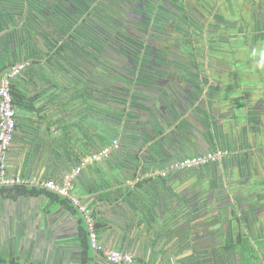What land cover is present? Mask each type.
I'll use <instances>...</instances> for the list:
<instances>
[{
  "label": "flooded vegetation",
  "instance_id": "flooded-vegetation-1",
  "mask_svg": "<svg viewBox=\"0 0 264 264\" xmlns=\"http://www.w3.org/2000/svg\"><path fill=\"white\" fill-rule=\"evenodd\" d=\"M42 47L55 59L40 58ZM24 57L67 69L61 72L67 82L89 81L92 73L87 83L102 105L106 92L123 102L149 86L161 97L166 121L176 118L166 99L172 94L185 112L180 128L189 134L229 137L244 129L255 140L253 151H235L223 139L227 154L188 170L195 172L198 193L192 205L207 210L208 218L240 215L252 223L255 231L236 221L233 241L241 242L245 232L254 246L251 261L264 258L254 243L259 238L264 246V87H249L264 79V0H0V60ZM135 76L139 84L130 92ZM190 148L200 155L215 145L208 138ZM214 230L208 226V264L217 257L227 262V237Z\"/></svg>",
  "mask_w": 264,
  "mask_h": 264
},
{
  "label": "crops",
  "instance_id": "crops-1",
  "mask_svg": "<svg viewBox=\"0 0 264 264\" xmlns=\"http://www.w3.org/2000/svg\"><path fill=\"white\" fill-rule=\"evenodd\" d=\"M7 68H0V80ZM31 69L28 63L12 82L17 95L16 126L2 160L9 176L27 177L34 183L22 191L5 188L0 192V260L58 264L61 258L51 247L43 250V245L49 246L57 232L66 231L71 235L67 264H82L84 260L110 264L91 249L90 255L82 258L88 229L80 207H87L95 219L98 240L105 247L131 252L134 264H174L177 256L168 254L166 259L160 250L175 245L161 241V247H156L155 229L165 231L172 226L170 219L178 217L173 210L178 195L194 200L198 194L193 187L195 179L189 172H158L178 156L147 160L144 150L120 143L108 158L83 167L69 190L78 199L77 205L64 196L55 198V192L42 183H62L84 157L100 150L117 135L102 130V103L95 95L94 84L88 83L92 90L90 98H85L83 81L51 79L52 75L57 78L61 74L59 68L48 69L44 65L45 72L39 68L40 74L37 68ZM47 73L49 79L46 75L39 77ZM106 133L108 137L103 135ZM188 150L185 152L190 153Z\"/></svg>",
  "mask_w": 264,
  "mask_h": 264
},
{
  "label": "water",
  "instance_id": "water-1",
  "mask_svg": "<svg viewBox=\"0 0 264 264\" xmlns=\"http://www.w3.org/2000/svg\"><path fill=\"white\" fill-rule=\"evenodd\" d=\"M38 45L39 47L42 46L41 44ZM39 51L42 54L44 53V55H47V53H49L47 49L43 50V47L39 48ZM26 60L23 61H26L28 66L29 60L28 59ZM4 63L6 64L5 61ZM0 65H1V60H0ZM138 79L139 78L135 76L131 80V85H128L130 92L132 90L136 92L135 89L139 84ZM85 83L86 82H84V84ZM169 87L170 86H168V88ZM149 88H150L149 86L145 87L143 89L144 94L137 95L138 93H141L140 92L141 89H140L135 94L137 95V97L134 96L135 100L128 97L124 99L123 102L115 101L113 99L114 95H112L109 92H106L107 102H105L99 110L100 113L99 116L101 118V123H102V130L104 132L106 130L114 131L116 132L117 137L112 138L110 142L107 143L105 146L101 147V149L104 147H108L111 141L113 140L118 142L117 148H119L120 140H121V144L123 146L130 145L131 147H136L137 149L144 150V156H146L145 158L147 160H149L150 158H155L156 160H159L161 158L164 159L166 157L169 158L173 156H178L176 158H172V160L168 162L167 166L170 163L179 160L181 158H185L188 156H198V154H190L185 151H187V149H191L190 147L194 146L195 142L198 145H204L205 143H208V138L211 139V141L214 143L215 149L212 151H207L205 152V154L212 153L218 149H221L223 152H225V154H227L228 151L226 152L224 149H222L221 146L220 141L223 139L226 141V145L233 144L235 151L243 152V149L246 148L251 149V151L255 149L254 138L251 136H246V133L244 135V129L242 132L240 131L238 132L237 129L236 130L237 133L235 132L233 135L232 134L227 135L229 137H226V135L224 134L218 135L215 132L211 133L209 137L208 134L200 135V133L195 134L191 132L189 134V131L185 129H181L180 121L185 112L184 110H182V108H180L179 103L176 101L177 99L173 97L172 94L166 97V99H171L172 102L171 101L169 102L173 107V112L175 113L176 118H172L169 121H166L165 114L161 115L159 109L161 97H159L156 94H152ZM160 90L161 92L162 90L164 91V87H162V85ZM166 92L169 91L166 90ZM224 97L225 96H222V98ZM107 103H111V105H108ZM117 106L119 107L122 106L119 111L116 110ZM200 155H204V154H200ZM187 172L188 171L186 170L179 173L186 174ZM186 198L187 197L185 195L177 196L178 201L177 204L173 205V210L177 211L178 217L175 218L171 216L174 221H172V218L170 219L172 224L170 228L168 227L165 231L162 230L158 231L154 228L155 231H157L154 238L155 240L154 245L156 247H161V244L163 242L164 245H168V244L178 245L180 243H187L189 247H191L192 245V253L186 256L185 258L184 257L177 258L176 261H179L180 264H208L207 261L208 253L205 249V247L208 245V241H207L208 226L210 230L213 227L216 228V230L212 232H219L218 230L220 229V233H222V235H226L227 232V228L225 224L226 221L222 220L221 217L218 215H213L210 217L211 220L216 217L217 220H219V222L217 224L216 223L210 224L209 223L210 220L208 218V213H207L208 211L207 210L196 211L195 207L192 205L193 204L192 198L191 199L190 197H188L187 199ZM182 218H185V220L182 221ZM179 220L181 221L179 222ZM226 220L231 222L233 225L237 221L239 226L242 228H245V226L247 228L251 227V225L253 226L252 223L250 224L247 223L245 219H243V217L240 215H230L229 217L226 218ZM254 225H256L255 222ZM257 225L261 226L259 222ZM249 229L255 231L254 226ZM221 230L223 232H221ZM260 232L264 237V230ZM242 234H245V232H243ZM56 236L57 237L55 240L52 241V244H49V246H47V244L43 245V250L46 251L47 247L48 249L51 247L52 252L57 253V255L61 258L58 259V264H67L66 261L69 259L67 258L69 254L66 250H68L71 245L70 243L71 235L66 231H63L60 233L57 232ZM87 241H88V237H87ZM228 241L231 242V245L229 246H228ZM222 246L223 249L228 254L227 262L217 257V259L212 264H264V258L263 259L261 258L257 262H252L251 254L248 255L245 252L244 255L241 252L240 247L232 248V240L229 238L225 239V241L222 243ZM259 246L260 247H258V252L260 254H264V246L261 245ZM216 247L219 248L220 245ZM161 253L163 255H166L165 256L166 259L168 258V254H174L171 251H168L167 253L164 250V248H161ZM82 258L84 260L83 249H82ZM184 259H187L188 261L185 263ZM84 262L82 264H91L88 261L85 263ZM109 263L113 264L111 262ZM169 264L172 263L169 262Z\"/></svg>",
  "mask_w": 264,
  "mask_h": 264
},
{
  "label": "built area",
  "instance_id": "built-area-1",
  "mask_svg": "<svg viewBox=\"0 0 264 264\" xmlns=\"http://www.w3.org/2000/svg\"><path fill=\"white\" fill-rule=\"evenodd\" d=\"M27 66L26 61H19L12 64L1 75L0 80V187L8 185H32L33 180L22 176H9L6 173V167L2 160V157L8 150L10 143L12 142L14 130L16 126V110L13 104V98L11 94V84L14 78H16ZM118 142L111 141L108 147H104L98 151H95L86 157L81 162L71 169L64 177L62 183H56L53 180H46L42 183L45 188L58 194L68 197L74 204H78V199L70 195V186L77 178L83 167L99 161L104 158H108L110 150L117 148ZM224 152L218 149L212 153H207L198 156H189L181 158L170 163L165 169L158 171L161 175H166L170 171L182 172L189 170L195 166L202 165L203 163L215 161L222 156ZM39 184V182L37 183ZM83 215L85 216L88 229V244L89 247L102 254V256L113 264H132L133 256L129 252H125L118 249L107 248L102 245L95 230V219L92 216L91 209L87 207H80Z\"/></svg>",
  "mask_w": 264,
  "mask_h": 264
},
{
  "label": "trees",
  "instance_id": "trees-1",
  "mask_svg": "<svg viewBox=\"0 0 264 264\" xmlns=\"http://www.w3.org/2000/svg\"><path fill=\"white\" fill-rule=\"evenodd\" d=\"M44 50V49H43ZM51 50V49H50ZM49 51V50H48ZM49 54H51V55H49ZM37 55H39V56H41L40 58H44L45 56H49L48 57V61H52V60H54L55 59V55L53 54V52L52 51H50L49 53H47V55H44V53L42 54V53H38ZM24 59H26V57H24ZM36 61H39V60H36ZM12 63H13V61H11L10 63H8V64H5L4 63V60L3 59H1V66H0V68L2 67V68H5V67H9V66H11L12 65ZM29 65H30V67H32V69L31 70H35L36 68V72L38 73L39 72V74H40V69H42L43 68V64H41L40 62H35V61H31L30 63H29ZM33 66L35 67V68H33ZM54 66V65H53ZM40 68V69H39ZM60 71H68L67 69H64V70H61V68H60ZM93 80V76H92V73H90L89 74V81H92ZM89 81H87L86 80V83L84 84V90H85V98H90L89 97V92H91V90H92V86L90 85V84H88L87 82H89ZM13 82V81H12ZM94 89H96L95 87H94ZM11 94H12V98H13V104H15V103H17V95L14 93V91H13V86H12V84H11ZM5 188H7V189H17V190H24L26 187L24 186V185H14V186H12V187H10V186H1L0 187V192H2V191H4L5 190ZM53 195H54V197L55 198H59V197H61V195H59V194H57V193H52ZM209 223L210 224H217L218 222H219V220H217V218L215 217L214 219H212L211 220V218H209ZM226 222H225V224H226V228H227V232H226V235H225V237H227V238H229V239H231L232 240V248H241V252L245 255V252L249 255L250 253H249V248H250V246H252L253 248H254V246H253V244H251V241H250V239L248 238H245V236H246V233L245 234H241L240 233V235H241V237H242V239H241V242H236V241H233V232L231 231L232 230V228H233V224L231 223V222H229V221H227V220H225ZM245 235V236H244ZM230 236V237H229ZM256 238V237H255ZM261 241L259 240V238H256L255 240H254V243H256V244H259V245H261L262 244V242L260 243ZM229 245H231V242L230 241H228V246ZM83 254H84V256L86 255V256H89L90 255V247H89V244H88V241L86 242V245H85V247H84V250H83ZM85 258V257H84ZM0 264H16V262H14V261H11V262H4V261H2V260H0Z\"/></svg>",
  "mask_w": 264,
  "mask_h": 264
},
{
  "label": "rangeland",
  "instance_id": "rangeland-1",
  "mask_svg": "<svg viewBox=\"0 0 264 264\" xmlns=\"http://www.w3.org/2000/svg\"><path fill=\"white\" fill-rule=\"evenodd\" d=\"M44 66V65H43ZM42 71L43 72H45L44 70H43V68H42ZM42 75H46L45 77H47L48 79H49V76L50 75H48V73L47 74H41V75H39V77H42V79H43V77L44 76H42ZM52 78V80L54 81V82H56L57 81V79H59L60 77H61V74L60 75H58V77L57 78H55L54 76H51ZM61 79H63L62 77H61ZM249 82V81H248ZM250 83H255V82H250ZM249 84V83H248ZM251 85V86H250ZM249 85V87H251L250 89H252V91L253 90H255L256 91V89L257 88H263L264 87V79H261V83H259L258 85H254V84H250ZM260 86V87H259ZM123 106V105H122ZM122 106H120L119 107V109H121V107ZM264 110V109H263ZM263 113V119H264V111L262 112ZM224 118H227V117H224ZM238 126L240 125V122H239V120H238ZM239 129V128H238ZM106 136H109V134H105ZM262 136H263V142H264V132L262 133ZM120 143H121V140H120ZM112 149H114V148H112ZM112 149L110 150V153H111V151H112ZM91 153H93V152H91ZM90 153V154H91ZM242 153V152H241ZM110 155V154H109ZM189 157V156H188ZM101 160H103V159H101ZM101 160H99V161H101ZM188 171V170H187ZM189 172V171H188ZM190 174V176L191 177H194V175H195V172H190L189 173ZM237 184V181L235 182V184L234 185H236ZM24 186H27V185H24ZM60 195V194H59ZM62 196V195H61ZM68 198V197H67ZM71 200V199H70ZM227 218V217H226ZM226 218H221L222 220H226ZM164 231V230H163ZM207 241H208V239H207ZM216 246H218V245H216ZM205 249H206V251H207V253H208V245L205 247ZM167 253H168V250L169 251H171L172 253H174L175 254V256H177L176 257V259L177 258H181V257H186V256H188L189 254H191L192 253V245H191V247H189V245L187 244V243H180V244H178V245H175V247H167L166 249H164ZM161 251V250H160ZM129 253H131V252H129ZM132 256L134 257V260H133V264H134V261H135V256L132 254ZM162 256L163 257H165L166 255H163L162 254ZM182 260V259H181ZM185 260V263L188 261L187 259H184ZM167 262V264H169V262L168 261H166ZM175 263L174 264H180L179 263V261H174Z\"/></svg>",
  "mask_w": 264,
  "mask_h": 264
}]
</instances>
